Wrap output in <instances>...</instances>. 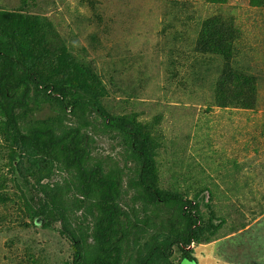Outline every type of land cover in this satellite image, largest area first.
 <instances>
[{
  "label": "rangeland",
  "instance_id": "374dc122",
  "mask_svg": "<svg viewBox=\"0 0 264 264\" xmlns=\"http://www.w3.org/2000/svg\"><path fill=\"white\" fill-rule=\"evenodd\" d=\"M251 1L0 0L7 10L26 3L24 11L52 24L71 53L101 78L109 111L134 113L150 126L160 187L188 200L197 195L203 218L223 224L216 245L191 246V261L175 249L174 264H264V0L257 6ZM214 17L231 19L239 31L232 61L254 79L249 109L217 106L214 84L222 59L194 50L201 24ZM54 115L41 106L30 119ZM96 148V156L122 165L119 149L107 140L98 139ZM7 164L0 137V180L6 181L0 192L6 197L0 201V264L69 263L72 248L60 225L44 228L42 220L26 216L23 200L33 197V181L24 182V168L14 171Z\"/></svg>",
  "mask_w": 264,
  "mask_h": 264
},
{
  "label": "trees",
  "instance_id": "16d2710c",
  "mask_svg": "<svg viewBox=\"0 0 264 264\" xmlns=\"http://www.w3.org/2000/svg\"><path fill=\"white\" fill-rule=\"evenodd\" d=\"M250 3L257 6L258 0ZM24 4L0 7V137L7 166L24 168V182L33 181V197L23 200L26 216L42 220L44 228L60 225L72 248L65 264H174L175 249L182 259L194 260L191 245L217 241L223 224L203 218L197 195L188 200L160 187L150 126L134 113H111L93 66L75 57L52 24L24 11ZM238 38L231 19L210 18L201 24L194 50L222 59L214 84L217 106L249 109L255 85L233 67ZM41 106L55 115L30 119ZM98 139L119 149L122 165L96 156ZM57 174L64 176L53 181ZM5 182L0 180V192Z\"/></svg>",
  "mask_w": 264,
  "mask_h": 264
},
{
  "label": "crops",
  "instance_id": "0c3cea01",
  "mask_svg": "<svg viewBox=\"0 0 264 264\" xmlns=\"http://www.w3.org/2000/svg\"><path fill=\"white\" fill-rule=\"evenodd\" d=\"M261 219V218H260ZM257 221H259V219L258 220H256L254 223H256ZM249 228V226L247 227V229ZM244 231L245 230H242V231H238V235H241V234H243L244 233ZM233 235V234H232ZM232 235H228L227 237H229V236H232ZM227 237H223V238H227ZM220 240V239H219ZM219 241L217 240V241H213L212 243H210V244H208V245H199V246H197V247H201V248H203L204 249V247H209V246H211V245H216L217 243H218ZM195 245H194V247H193V249L195 250L196 248H197ZM193 250V251H194ZM193 258H194V255H193Z\"/></svg>",
  "mask_w": 264,
  "mask_h": 264
},
{
  "label": "clouds",
  "instance_id": "9594fccd",
  "mask_svg": "<svg viewBox=\"0 0 264 264\" xmlns=\"http://www.w3.org/2000/svg\"><path fill=\"white\" fill-rule=\"evenodd\" d=\"M191 246L194 247V244H192Z\"/></svg>",
  "mask_w": 264,
  "mask_h": 264
}]
</instances>
